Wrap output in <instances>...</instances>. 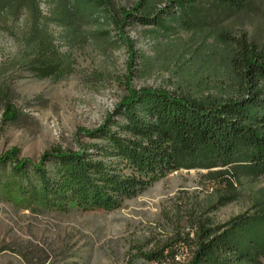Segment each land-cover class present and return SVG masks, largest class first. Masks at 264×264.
Here are the masks:
<instances>
[{
  "label": "rangeland",
  "instance_id": "374dc122",
  "mask_svg": "<svg viewBox=\"0 0 264 264\" xmlns=\"http://www.w3.org/2000/svg\"><path fill=\"white\" fill-rule=\"evenodd\" d=\"M139 1L111 0L96 20H75L69 43L62 40L65 27L51 26L60 51L72 62L71 74L60 81L41 78L24 63L27 14L0 17V157L15 151L16 160L37 165L57 149L94 155L90 146L104 141L93 133L129 90L225 97L231 87L216 53L225 45L220 31L244 32L264 42V0L254 10L222 17L196 32L166 34L135 23L120 29V10ZM37 2L47 17L48 1ZM7 107L15 112L13 120H7ZM46 167L52 171L51 163ZM16 182L10 164L0 167V264H187L188 244L200 226H220L249 211L264 188L255 183L236 201L206 213L216 201L218 181L206 170L179 169L119 209L57 212L25 200Z\"/></svg>",
  "mask_w": 264,
  "mask_h": 264
},
{
  "label": "trees",
  "instance_id": "16d2710c",
  "mask_svg": "<svg viewBox=\"0 0 264 264\" xmlns=\"http://www.w3.org/2000/svg\"><path fill=\"white\" fill-rule=\"evenodd\" d=\"M46 1L50 10L43 17L37 0H0V17L27 14L21 36L24 63L37 76L60 81L71 74L72 62L60 51L51 26L65 27L62 40L72 42L75 20H96L111 0ZM261 1L140 0L121 9L116 24L120 29L129 23L151 26L166 34L196 32L222 17L254 10ZM220 36L225 45L216 53L231 87L225 97L129 90L114 115L93 133L104 141L90 146L94 155L85 149H57L45 153L37 165L16 160L15 151L0 157V167L11 166L18 194L51 211H113L174 171L202 169L219 185L216 201L206 211L211 213L236 201L253 184H264V42L244 32L231 36L224 29ZM6 110L7 120H13V109ZM188 245L187 264H263L264 188L249 211L220 226H200Z\"/></svg>",
  "mask_w": 264,
  "mask_h": 264
}]
</instances>
